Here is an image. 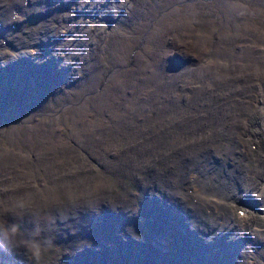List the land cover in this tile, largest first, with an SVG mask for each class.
Returning <instances> with one entry per match:
<instances>
[{
	"label": "rangeland",
	"instance_id": "obj_1",
	"mask_svg": "<svg viewBox=\"0 0 264 264\" xmlns=\"http://www.w3.org/2000/svg\"><path fill=\"white\" fill-rule=\"evenodd\" d=\"M58 1L43 0L41 4H38L37 0H31V10L36 12L38 14L37 16L41 19V21H38V28L35 29V32L40 31L44 33L53 28V33L50 37L56 36L57 44L59 45L64 42L63 35H67V33L64 32L61 35L60 27L58 26L61 23V19L58 18L60 13L56 4L62 6ZM97 1L99 0L76 1L79 3L77 8L74 9L77 15L74 11H69V9L65 10V13L68 14L69 17L79 16L81 23H89L90 28L95 26L94 34L88 36L84 35L79 38V41L77 40V35L84 34L86 29L83 28V33V29L79 30L78 34L76 32V40L72 42L71 48L67 49L69 60H71L70 62L74 64L75 67H85L84 69L70 73L67 67L69 61L64 57L59 59V61L52 59L53 57L50 58L49 50L45 46V41H43L44 36H40L41 40L35 39L37 34H33L25 43H22V49H24L23 54L26 53L27 55V52H29L27 48L28 45L37 44L39 45V49L35 54L37 60H45L47 63L43 68L39 69L40 75L33 71H25V74L28 75V80L32 81V84L28 83L26 86H22V93L14 94L12 90L6 91L8 88L14 87V83H16L17 80V75H15L17 69H9V71L6 72L5 68L0 67V77L6 76L5 82L0 79V98H5V102L0 100V124L2 125L11 121L8 131H1L0 133L2 135H0V188L4 189L3 199L9 200L21 196L20 189L17 184L14 183V180L17 181V170L21 169L23 171H28L31 169L34 164L33 158H35V154L33 153L38 151L40 157L44 158L47 156L48 150L53 149L54 142H58L59 145L63 144L64 146H58V148L53 149V154L50 157L57 153L66 156L71 164L80 169V174L84 173L86 175L98 176L102 171L103 176H108L111 179L117 176L119 180L125 181L124 183L120 182L118 184V180L115 179L114 186L119 187L120 185L122 188L120 192L111 186H108L109 189L105 187V190L110 198L114 197L118 206L126 210L135 198H127L124 196V193L129 190L134 194L135 186L131 185L129 175H126L120 169H116L117 171L110 169L112 167V165H110L112 162L111 160L109 161L110 164H107L104 169L103 167L100 169L96 160L97 158H101L104 152L99 147H93L87 139L88 136L82 135L81 141L78 143H74V141L71 140L70 135L77 134L78 129L83 127L81 118L76 115L72 108L90 106L95 96L103 92L104 95L98 96L95 100V107L100 110V115L96 118H91L99 123L97 132L93 134L95 138H101L104 135H115L117 130H119L116 122H109L107 120L111 118L110 108L114 107L116 104L124 108L130 117L133 115V119H128V115H123L122 117L128 120L127 123L131 124L137 132L140 131L143 136H149L150 133L153 132L154 135L158 137L159 133L157 128L161 127L169 120L174 110L180 111L191 121L192 118H197L199 116L202 119L204 117V105L209 99L206 98L207 88H211L216 91L209 92L210 95L215 93L226 94V98L232 103L219 124L227 118L234 117L235 119L233 123L235 126L234 129L227 126L220 129L219 132L215 130L213 134L207 138L210 139L215 133H219L216 138L223 142L225 148L228 147L229 143L224 137L230 138L233 143L230 155L224 154L222 162H220L221 154L217 153L214 147H210L209 149L210 154L215 156L217 158L216 162L219 163L216 169L221 168L226 174L221 178H214V180L217 181L216 188H218V190L220 188L222 191L221 194L224 193L222 196L226 197L229 192L224 190L226 187L229 188L228 190L231 188L232 192V188L237 187L240 181L241 184L242 180L250 183L253 186L252 190L248 189L250 191L246 193H242L240 190H234L236 196L226 197L225 205L227 209L230 208V204H234V206L237 204L238 207L244 208L238 211H235L234 208L232 211L233 215L237 213L242 215L244 211L246 212V220L244 221L246 226L244 231L249 232L253 230V225L258 226L256 227L258 230L264 228V171H262L264 170V155H262L264 154V115H261V112L264 111V0H106L107 9L103 11L104 13H97L98 16L95 19L84 17L81 10L89 8L96 9ZM106 1L104 2L106 3ZM3 2L4 0H0V5L4 6ZM68 2H73V0H68ZM238 3L246 4L247 10L242 9ZM87 5L90 7L88 8ZM93 9H90L89 12L93 13ZM109 10L116 16L115 21L112 19L113 23H110L111 16L109 15ZM174 10H176V12H174ZM95 12L98 11L96 10ZM48 13L51 15L55 14V16L51 17L47 15ZM62 18V23L66 22L67 18ZM43 20L46 21L43 22ZM109 24H111V27ZM1 47V51L10 52L6 47ZM17 48L20 49L21 47ZM17 48H15V54L13 53V55L9 57L15 62L19 59ZM183 48L186 50L184 51ZM169 51L171 53V65H173L172 63L174 61L179 59H181L182 62L184 60L191 61L188 59H192V62L188 66L192 67L193 71L187 73L186 67L188 66L182 69L181 65L183 63L181 62L176 65L178 66V72L176 74V79L172 81H176V88L170 90L171 79L165 78L166 81L165 79L163 80L160 89H156L154 85L159 82L160 78L156 77L155 74L160 71L161 67L164 69L169 65L166 63V52L169 53ZM172 52H174V55H172ZM30 56L34 55L30 54ZM80 58L81 62L77 65V61ZM53 68L56 70L53 71ZM196 69L201 73H197ZM110 72L112 76L108 81H105L104 79ZM161 72H166V76H171L169 70H161ZM86 75L90 76L88 82L86 81ZM109 85H112L110 89L108 87ZM149 89L154 92L155 96L158 95V98L161 97V100L151 98L149 101L147 97ZM12 94L15 95L16 102L10 100ZM83 94L87 97L83 101V104L79 105L78 101ZM188 100L193 101V106H195L196 100L199 103L198 107L183 106V102H189ZM7 105L14 107L8 115L5 114V107ZM101 109H105L106 113H102L103 115H101ZM17 111H19L18 115ZM26 112L32 114L28 122L22 118V115ZM245 114H250L252 119L249 117L243 119ZM253 115H256L255 118ZM105 116H107V118ZM201 119L198 122L201 123V126L196 129H190L187 133L197 131L204 132L214 126L212 122L207 123L206 120ZM149 120L152 123L149 124ZM243 120L248 121L250 132L252 131L256 136L255 153H252L250 148L253 141L248 138V134L246 137L244 136L245 132L243 130H239L242 128ZM231 122H228V124H231ZM198 123H194V126ZM73 124H78L77 130L72 127ZM41 125L43 127H41ZM100 125L103 129H101L102 127ZM228 129L230 132H228ZM28 132L31 133V135ZM8 133L10 134L9 136ZM35 139L38 140L36 141L38 143H35ZM241 140H245V143L241 144ZM204 142L205 141H200L199 145H202ZM34 144H37V147L36 145L33 147ZM112 145L113 147L111 150H115L117 148L115 140H113ZM197 145L198 144H196V146ZM125 147L126 144L122 142L117 148L116 153L119 154ZM89 149L91 152L87 153L86 151H90ZM247 150H251V152L248 154ZM127 153L130 154L129 151ZM259 154H261V156ZM234 156L237 158H233ZM159 159L162 161L165 160L163 158ZM236 160H238V167L232 169L231 167H234L237 162ZM255 165L258 167H255ZM197 168H200V166H197ZM154 169L159 173L163 172L166 174L169 172L168 170L158 171V165H155ZM252 169H257V171L261 173L249 174L252 173ZM137 171L138 177L143 178V180L147 181L153 179L151 168L148 166L137 168ZM4 172L6 174L11 173L10 178L12 177V180L5 177L4 175L6 174ZM204 174L205 172L200 175L197 182L202 188L206 189L205 187H207V189H209V185L206 184L203 178ZM237 175H240L239 180H237ZM182 177L184 178V175H182ZM98 178L106 181V179L100 176H98ZM248 178H250V180ZM187 179L189 181L192 180L191 178ZM220 179L223 180L221 184L218 181ZM26 180L29 181V179ZM163 181H166L165 184H172V181L169 179L167 180L166 177L162 179V182ZM158 182L159 181L154 182L153 184L149 183L152 192H155L153 188L155 183L159 186V189H161L160 182ZM15 185L16 187H14ZM189 190L192 191V189ZM161 191L164 192L162 189ZM238 192H240L242 197H238ZM117 193L121 194L117 195ZM90 198L93 199V196ZM67 201L70 203L69 199H67ZM194 201L197 202L196 199H194ZM83 202L86 203V200ZM53 204L59 208L58 210L62 208L57 202H53ZM39 207L45 206L39 204ZM208 208L213 210L215 216L220 215L219 210L215 209L212 203H208ZM152 212L156 213L157 209H153ZM152 212L150 219H146L143 224H139V219H137L135 215L134 219L131 218L130 221H127V217H122L119 221L114 220V218L121 213V210H114L111 214L109 212L108 219L104 224L94 225L95 229H93V225H90L88 222L82 230V236L87 238L85 230L89 227H91L95 233L103 237H107L109 234V231L106 229L107 226H110L111 229H116L121 233V236L124 235V237L128 236L130 231L134 229L140 237L141 249L139 254L146 264L149 262V264H158V258H156L155 261H151V259L147 257L150 252H153L154 248L159 250L160 254L164 251H166L168 255L170 253L173 254L171 258L173 264H180L183 262L186 264V259L189 255L194 256L193 261L198 259L196 260L197 264L214 263L213 261H209L208 255H206L210 250L215 248L219 256L223 255L220 251L222 249H224L225 253L228 251L229 253L239 252L249 239L248 234L243 233L242 236H239L240 234L238 235V232L237 234L230 233V227L224 219L226 212L221 213V216H223L221 219L218 218L216 221H212L211 225L213 226L209 225L207 227L214 229L215 224L219 225L221 223L227 226L222 225L215 230L216 232H212L211 235L208 234L206 236L198 233L197 228L192 226L197 223H191L189 219L187 222L186 218L181 216L180 222L177 223L176 221H172L171 213L162 224L159 222H163L162 220L158 218L154 220ZM67 215L71 216L72 213ZM129 215L133 217L132 213ZM53 216L54 211L50 218ZM64 216H66V213L60 215V220H62ZM200 219L199 217L198 220ZM108 223L112 225H107ZM70 226L73 225L71 224ZM79 226L80 225H76L77 228ZM98 226L105 228V234H101L98 231ZM53 232H55V230H53ZM260 232L264 234V231ZM162 233L165 234V236H163ZM218 233H223L226 239ZM215 234L218 235L214 236ZM37 237L41 239L38 235ZM152 237L155 239H152ZM233 237H237L239 246L232 245L229 241V238ZM259 237L263 239L261 234H259ZM158 239L161 241H158ZM165 239L171 240V243L166 245ZM193 239L196 241V244H186V240L190 241ZM43 240L49 241L48 236L44 237ZM172 242H174V244H172ZM84 244L86 245L82 246L80 241L78 244L80 247L75 250L72 249L71 251L64 248L61 253L63 256L71 254L73 256V264H88V262L92 264L96 260V254H101L103 258H106L103 252H95L96 248L94 246H90L89 243L86 242H84ZM182 245L185 246L184 249ZM46 248L55 247L49 245ZM111 248L114 249V257L108 264H128V251L126 255H121L119 257L120 254L125 253V250L122 252L120 246L115 242H112ZM194 251H196L197 254H194ZM58 254L59 252H47L45 256H54L45 261L48 262V264L51 263V261L54 263L55 259L59 257ZM214 256L217 260L216 264H222V262H218V258L221 257H219L218 254ZM231 258L235 260L234 256ZM225 260L227 261L228 258ZM67 262L71 264L70 259L67 260ZM27 263L31 264L29 262ZM62 264H66V262L64 261ZM231 264H247V261L240 256L239 262L235 261L234 263V261H232ZM255 264H264V250L258 251Z\"/></svg>",
	"mask_w": 264,
	"mask_h": 264
},
{
	"label": "bare ground",
	"instance_id": "obj_2",
	"mask_svg": "<svg viewBox=\"0 0 264 264\" xmlns=\"http://www.w3.org/2000/svg\"><path fill=\"white\" fill-rule=\"evenodd\" d=\"M57 1L58 0H56V2ZM64 1L65 2L62 6H59L58 4H56L57 8L59 9V13H60V15H58V18L61 19V23L58 25L60 27V33L61 35L64 32L67 33V35L66 34L63 35L64 42L59 45L57 44L56 36L50 37L51 34L53 33V28H51L49 31H45L44 33L40 31L35 32V29L38 28V21H41V19L37 16L38 14L36 12L31 10V7H32L31 0H4L3 2L4 6L0 5V43H1L0 48L2 49L1 46H3L4 48L6 47V49L8 50V47H10V50H9L10 52H5L3 50L2 51L0 50V67L5 68L6 72L9 71V69H17V72L15 73V75H17L16 83H14L13 88H8L6 91L12 90L14 91V94L22 93L21 91L22 86H26V84L28 83L32 84V81L28 80V75L25 74V71L26 70L28 72L33 71L34 73L39 74V69L43 68L47 63L45 60H42V61L37 60L35 56L37 51L32 50L33 46L31 44L27 46V48L29 49V52H27V55L25 52H24L25 54H23L24 49H22V43H25L33 34H37L35 39H39V40H41L40 36L42 37L44 36L43 41H45V46L49 50L50 58L53 57L52 59L59 61V59H62L64 57L69 61L67 64V67L70 73L73 71L82 70L85 68V67H79V66L75 67L74 64L70 62L71 60H69L67 49L71 48L70 46L72 42L76 40V35L78 34L79 30L83 28L86 29L85 32H84V29L82 30V33L84 32V34L77 35L78 41H79V38H81L84 35L88 36L90 34H94L95 26L93 28H90L89 23L87 22L81 23V19L79 16H75L71 18L69 17L68 14L65 13V10L69 9V11L70 10L74 11L76 14V10L74 9L77 8V5L79 3H77L76 1H79V0H73V2H68V0H64ZM104 1L106 0L97 1L96 9L89 8L90 6L87 5L89 9H83V10L88 12L87 16L90 17V19H93V17H91L90 15L103 12L104 10L107 9V1L106 3ZM42 2L43 0H37L38 4H41ZM238 5H240L242 9L244 10L246 9V4L238 3ZM90 9H93V13L89 12ZM96 10L98 12H95ZM174 12H176V10H174ZM49 13L47 15L51 17L55 16V14L51 15ZM109 15L111 16L110 23H113L112 19H114L115 21L116 16L115 14L111 13L110 10H109ZM62 17L67 18L66 22L62 23V20H63ZM44 21L46 20H43V22ZM10 24H13V25L15 24L14 25L15 28L11 29ZM109 26L111 27V24H109ZM76 32L77 34L75 35ZM4 39L6 40V43L4 42ZM17 47H21V48L18 49ZM15 48H17V55L19 56V59L17 62H15L12 58H9L15 52ZM169 53L166 52V56H167L166 63L169 65H167V67L164 69H162L161 67L160 71L157 74H155L156 77L160 78L159 82L156 85H154V88L156 89H160V87L162 86V82L165 78L171 79L170 90L172 88H176L177 86L176 81L174 82L172 81L176 79V74L178 72L177 71L178 66L176 65L180 64L182 60L181 59H179L180 61L176 60L172 63L173 65H171L170 64V62L172 61L170 60L171 53L170 54ZM30 54L34 56H30ZM172 55H174V52H172ZM5 56H8V57H5ZM188 60H191V61L184 60L182 62L183 63L181 65L182 69L185 68V66H188L192 62V59H188ZM80 62H81V58L78 59L77 65H79ZM186 68H187L186 69L187 73H191L193 71L192 67L188 66ZM54 70L56 69L53 68V71ZM161 70H169L171 76H166L165 75L166 72L162 73ZM196 72L199 74L201 73L197 69H196ZM111 76L112 75L110 72L104 80L108 81ZM89 77H90L89 75H86L87 82H88ZM5 78L6 76L0 77V79H2L4 82H5ZM205 85H206V82H205ZM111 86L112 85L108 86L109 89ZM211 91H216V90L207 88L206 98H209V99L204 105V108H203L204 117L202 119L199 116L197 118H192V121H191L188 117H186L180 111L174 110L169 120H167L164 123V125L157 128V131L159 133L158 137H156L153 132L150 133L149 136H143L140 131L137 132V130L134 129L131 126V124L127 123L128 120L123 119L122 116L128 115L127 112L124 110V108L116 104L114 107L110 108L111 118L107 120L109 122H116L118 124L119 130H117L115 135H104L101 138H95L93 134L97 132L99 128V123L96 120H93L91 118H96L100 115V112H99L100 110H98L95 107V100L98 98V96L100 95L103 96L104 95L103 92H100L99 94L95 96L90 106L88 107L78 106L76 108L75 107L72 108L73 111L76 113V115L81 118L83 127H80L78 129L77 128L78 124L72 125V127L75 128V130L78 129V133L74 135H70L71 140L74 141V143L76 142L78 143L81 141L82 135L88 136L87 139L90 141L91 145L93 147H99L104 152L101 158L99 159L97 158L96 160V162H98L97 165L100 167V169H102V167L104 169L107 166V164H110L109 161L111 160L112 162L110 165H112V167L110 169H113V170L120 169L126 175H129L131 185L135 186V193L132 194L128 190L124 193V196L127 198H131V197L135 198V200L132 201V203L130 204L128 208H126V210L125 209L123 210L121 206L117 205L114 197L110 198L108 196V193L105 190V187L108 188V186H111V187H114L116 190H118V192H120L122 190L120 185L119 187L114 186V182L116 181L115 179L118 180V184L120 182L124 183L125 181L119 180L117 176L115 178L113 177V179L109 178L108 176H103L102 171L98 176L106 179L107 182L98 178L97 175H88V174L86 175L83 172H82L83 174H80V169L76 167L75 165L71 164L68 161V158L66 156L61 155L60 153H57V154H54V156L50 157L53 154V149L58 148V146H64L60 142L59 143L61 145H59L58 142L56 143L54 142L53 149L48 150L47 148L48 150L47 156H45L44 158H41L40 153L38 151H35V153H33L35 154V158H33L34 164L32 168L29 169L28 171H23L21 169L17 170V173H16L17 181L14 180V183L17 184L18 188L20 189L21 196H24L25 194L30 193L35 198L36 204H37V211H39L41 214L40 215L41 231L37 235L41 237L40 240H43L44 237L48 236L49 241L51 242L50 246L55 247V248H45L44 249L41 264L42 262L43 264H48V262H46L45 260H49L52 256H54V255L45 256L47 252H59L58 254L59 257L55 259L54 263L51 261V263L49 264H62L64 261L66 262V264H69L67 262V260L69 259L71 260V264H73V259H72L73 256L71 254H67L66 256H63L61 251L64 248L68 249L69 251H71L72 249L75 250L76 248L80 247V245H78L80 241H81L82 246L86 245L84 244V242L89 243L90 246H94L96 248L95 252L101 251L103 252V255L106 257V258H103L101 254H96V260L92 264H108L109 262H111V260L114 257V249L111 248L112 242H115L116 244H118L122 252L125 250V253L120 254L119 257L121 255H126L128 251V264H131V263L146 264L144 263V261L142 260L139 254V251L141 249L140 241H139L140 237H139V234H137L134 231V229L130 231V234L126 237H124V235L121 236V233L119 231H117L116 229H111L110 226L106 227V229L109 231V234L107 237H103L100 234L95 233L93 229H95L94 225L104 224L106 220L108 219L107 217H108L109 212L111 214L114 210H121V213L116 218H114V220L116 221L121 220L122 217L123 218L127 217V221H130L131 218L134 219V215H135L137 216V219H139V224H143L146 219L147 220L150 219L151 212L153 209H157L156 213L152 212V217L154 218V220H157L158 218L163 221V222L159 221L160 223L163 224L164 221L167 219V216L172 213V221H176L177 223H179L181 220V216H182L183 218H186L187 222L189 219L191 223L192 222L197 223L192 226L194 228H197V232L202 234L203 236H206L208 234L211 235L212 232L213 233L216 232L215 230L218 229L222 225L227 226L221 223L219 225L215 224L214 229H212L211 227H207L211 225L212 221H216L218 218L221 219L223 217L221 216V213L226 212L224 219L227 222L228 226L230 227L229 229L231 230L230 233L237 234L238 232V235L240 234L239 236H242L243 233L248 234L249 239L245 242L244 244L245 246H243L240 251L238 250L239 252L229 253L228 251L225 253L224 249H222L220 251L222 252L223 255L219 256V253L216 251L215 248H213L212 250H210L208 254L206 253V255H208V260L213 261L214 263L208 262L207 264H216L217 260L214 255H217V254L219 257H221V258H218V262H222V264H231L232 261H234V263L235 261L239 262L240 256L243 259H246L247 264H255L256 257L258 256V251L264 250V244H263L264 234L260 232V231H264V228L258 230L256 229V227L258 226L253 225V230H250L249 232L244 231V228L246 226V223H244V221L246 220L245 214L242 216L239 214L233 215L232 211L234 209V204L233 205L230 204L229 209H227L225 205L226 197L236 196L234 193V190H240L242 191V193H246L252 190L253 186L250 183L245 182L244 180H242V184H241V181L239 183L237 182L238 186L233 187L232 192H231V188L230 190H228L229 188L227 187L226 189H224L226 190V192L229 191L226 197L222 196L224 193L221 194L222 191L220 190V188L219 190L218 188H216L217 181H215L214 178L215 179L216 177L221 178L223 177V175H226V174L221 170V168L216 169L219 163L216 162L217 158L210 154L209 149L210 147H214V149L217 150V153L221 154L220 162H222L224 154L230 155L233 143L230 138L224 137L226 141H228L229 143L228 147L225 148L223 145V142L220 140H217L216 138V136L219 133H215V135L210 139H207V138L210 135H212L215 130L216 132H219L220 129L225 128L227 126H230V128L234 129L235 126L233 123L235 119L234 117L227 118L223 120L221 124H219L221 119L225 115V113L229 110L232 103L226 98V94H220V93L216 94L215 93L213 95H210L209 92ZM14 94L10 96V100L12 102H16V97ZM86 97L87 96H85L84 94L82 95V97H80L78 101L79 105L83 104V101L86 99ZM147 97L149 101L151 98H157L158 100H161V97L158 98V95L155 96L154 92L150 89L148 91ZM0 100L2 102H5V98L1 97ZM8 105L5 107L6 115L10 114L12 109L14 108L13 106H8ZM198 105L199 103L196 100H195V106H193V101L183 102V106L198 107ZM101 110H102L101 115L106 113L105 109H101ZM18 112L19 111H17V115H18ZM261 115H264V111L261 112ZM31 117H32V114H30V112H26L22 115L23 120H26V122H28L31 119ZM105 117L107 118V116ZM248 117L252 119L250 114H245V116H243V119L248 118ZM128 119H133V115L131 117L129 116ZM200 119L206 120L207 123L212 122L214 126L210 127L207 131H204V132L197 131L193 133H187L190 129H193V128L196 129L201 126V123H198ZM10 122L4 123L2 125L0 124V133L1 131H6V130L8 131ZM193 122L198 123V124L194 126ZM228 122H231V124L230 123L228 124ZM242 122H243L242 128L239 130H243L245 132L244 136L246 137L248 134V138L253 141V143L251 144L252 146L250 145L251 146L250 148L252 150V153H255L254 151L256 149V145H255L256 136L252 131L250 132L248 121L243 120ZM150 123L152 122L149 120V124ZM41 127L43 126L41 125ZM51 127H52V124H51ZM101 129H103V127ZM228 132H230L229 129H228ZM29 134L31 135V133ZM9 135L10 134L8 133V136ZM51 138H52V135H51ZM113 140H115L117 148L121 145L122 142L126 144L125 149L121 151L119 154L116 153L117 148L115 150H111V148L113 147L112 145ZM36 141L38 140L35 139V143H38ZM200 141H205V142L202 145H199ZM242 143H245V140H241V144ZM196 144L198 145L196 146ZM35 145L37 147V144H34L33 147H35ZM251 150H247L248 154L251 152ZM128 151L130 152V154L127 153ZM86 152L90 153L91 150L86 151ZM259 155L261 156V154ZM159 158H163L166 161L165 160L162 161ZM233 158L236 159L237 157L234 156ZM236 161L237 162L234 165V167L233 166L231 167L232 169H235V167H238V160ZM155 165L159 166L158 171L168 170L169 172H167L166 174L163 172L161 173L156 172L154 169ZM144 166H148L149 168H151L153 179L145 181L143 180V178L138 177L137 168H142ZM197 166H200V168H197ZM255 167H258V166L255 165ZM203 172H205V174L203 175V178L205 179L206 184L209 185V189H207V187H205L206 189L202 188L201 186H199L197 182V180L199 179L200 175ZM251 172L252 173H249V174L261 173L257 171V169H252ZM10 175L11 173L6 174L4 176L11 179L12 177L10 178ZM182 175H184V178L182 177ZM165 177L167 180L169 179L172 181L171 185L165 184L166 181L162 182V179H164ZM187 178H191L192 180L189 181ZM26 179H29V181H27ZM239 179H240V175H237V180ZM248 179L250 180V178ZM157 181L160 182L158 183L160 184L161 189L164 190V192L161 191V189H159V186H157L156 183L153 185L155 192L151 191V186L149 185V183L153 184L154 182H157ZM218 181L221 184L223 180L220 179ZM14 187H16V185ZM189 189H192V191H190ZM3 192H4V189L0 188V201H7L3 199ZM118 194H121V193H117V195ZM237 194H238V197H242L240 195V192H238ZM92 196H93V199L90 198ZM193 198L196 199L197 202H195ZM67 199L70 200V203L67 201ZM84 200H86V203L83 202ZM53 202H57V204L61 202L58 205L62 208L58 210L59 208L56 205H54ZM208 203H212L214 205V208L219 210L220 215L215 216V213L213 212V210L208 208ZM39 204H42V206H45V207H39ZM227 204H228V201H227ZM53 211H54V216L50 218ZM65 213H66V216H64V218L60 220L61 218L60 215H63ZM70 213H72L71 216L67 215ZM131 213L133 214V217L129 215ZM199 217L201 218L200 220H198ZM88 222L90 225H93V229L89 227L87 230H85V234L88 238L87 239L82 236V230ZM71 224L73 226H70ZM76 225H80V226L77 228ZM107 225H112V224L108 223ZM22 226L25 230L32 229V225L28 223L27 220L22 222ZM69 226H70V229H69ZM98 229H99L98 231L101 234H105L106 232L105 228L98 226ZM53 230H55V232H53ZM218 234H220L222 237L226 239V236H224L223 233H218ZM218 234H215L214 236ZM259 234H261V237L263 239L259 237ZM162 235L165 236V234L163 233ZM152 239H155V238L152 237ZM158 241H161V240L158 239ZM229 241L232 243V245H238L237 237L229 238ZM169 243H171V240L165 239V244L167 245ZM65 244L67 245L68 248L66 247ZM172 244H174V242H172ZM186 244L193 245V244H196V241L194 239L190 241L186 240ZM182 248L184 249L185 246L182 245ZM22 250L23 249L21 248H17L12 252L6 251L7 253L5 251H0V264H28L27 262L32 264V261L25 255V252ZM194 254H197V252L194 251ZM232 256L235 257V260L234 258H231ZM147 257L151 259V261H155L156 258H158V264H166V263L173 264V260L171 259L173 257V254L170 253L168 255L166 251L160 254L159 250H157L156 248H154L153 252H150ZM224 258L225 259L228 258V260L226 261ZM193 259H194V256L189 255L186 259L187 260L186 264H197L196 260L198 259H195V261H193ZM57 261H60V262H57ZM180 264H185V263L183 262Z\"/></svg>",
	"mask_w": 264,
	"mask_h": 264
},
{
	"label": "clouds",
	"instance_id": "obj_3",
	"mask_svg": "<svg viewBox=\"0 0 264 264\" xmlns=\"http://www.w3.org/2000/svg\"><path fill=\"white\" fill-rule=\"evenodd\" d=\"M40 215L30 193L0 201V251L12 252L21 248L32 264H41L44 249L51 242L37 239L41 231ZM25 220L32 225L31 230L23 228Z\"/></svg>",
	"mask_w": 264,
	"mask_h": 264
}]
</instances>
